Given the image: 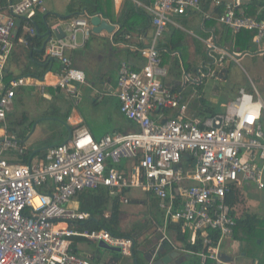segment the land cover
I'll list each match as a JSON object with an SVG mask.
<instances>
[{
  "label": "built area",
  "instance_id": "1",
  "mask_svg": "<svg viewBox=\"0 0 264 264\" xmlns=\"http://www.w3.org/2000/svg\"><path fill=\"white\" fill-rule=\"evenodd\" d=\"M47 1L19 0L0 11V264H91L75 253V238L103 242L119 248L122 256H131L135 247L131 239L113 237L105 230L71 229L88 215L67 205L77 192L100 187L108 188L111 196L121 195L125 188L151 194L163 212L162 231L169 224H180L182 231H190L192 244L200 233L203 251L196 254L199 261L224 264L221 248L236 225L226 194L232 186L243 183L264 190L263 106L242 94L227 107L225 115L189 119L185 115L188 102L163 87L166 71L157 41L173 16L202 12L200 0H155L150 9L154 27L150 45L141 46L140 37V47H134L144 60L143 66L132 71L125 62L119 64L120 112L137 126L136 133L106 135L93 141L85 128H79L69 142L50 149L41 161H12L23 157L25 149L15 136L5 133L6 118L16 92L30 81L27 77L6 80L8 60L16 44L27 46L24 38L13 36L15 21L31 16ZM215 5L220 6V2ZM239 5L240 1L234 0L223 6L215 20L233 35L243 30L254 32L253 41L264 45V22L238 11ZM26 32L34 34L33 29ZM78 33L87 40V21L73 20L64 39L49 40L44 48L46 64L50 60L60 63L55 86L69 98H75L78 88L86 84L83 72L74 68L66 55L79 49ZM126 40L130 42L131 37ZM165 110L171 116L166 117ZM242 150L255 154L260 166L244 159ZM122 159L137 161L128 178H121L113 166ZM107 161L113 165L107 167Z\"/></svg>",
  "mask_w": 264,
  "mask_h": 264
},
{
  "label": "crops",
  "instance_id": "2",
  "mask_svg": "<svg viewBox=\"0 0 264 264\" xmlns=\"http://www.w3.org/2000/svg\"><path fill=\"white\" fill-rule=\"evenodd\" d=\"M18 1L19 0H8L7 8L10 5V2L17 3ZM216 1L217 0H212V6L209 11H204L201 7L202 12L191 13L186 16H173L171 18L172 23L167 26L162 38L159 39L156 44V48L161 57V66L166 71L163 85L172 92L182 94L185 101L188 102L186 112L187 118H200L197 115L198 110L192 106L193 103H197L199 108L198 101L192 99L194 96L198 97L199 100L203 97L213 111L212 114L220 116L226 112V106L234 101L239 96L240 92L252 94L249 91L247 92L244 87L239 86L241 81H238V68H236L239 66L240 62H243L248 58L252 60L254 58L259 59V63L254 66L258 90L254 86L253 88L256 96L260 99L264 107V102L261 98V95H264V54L256 56L245 55L239 60L228 59L226 61L229 66H225L226 61H223L220 66H212L215 64L213 63L215 55H219L224 49H228L237 55L246 52H240L239 49L234 48V41L237 36L235 37L232 32L230 34L229 30L215 20L216 15L223 9V7L216 8ZM249 1L244 4L240 0L241 7L239 10L242 12L243 10L245 11L248 7L247 4ZM153 2L154 0H49L45 2L42 7L34 10L31 16L26 14L22 17L23 21L17 36L19 35V32L20 35L18 37L16 36L15 39H25L26 37H34L35 35H38L36 34V29L34 27V24L37 23L34 20H32L33 26L26 23L33 19L34 15L44 16L41 19V31H39V26L37 24L40 34L38 36L41 37L44 35L47 32V28L55 29L57 26H62L66 36V29L74 20L72 16L80 13L78 18L86 19L89 22L90 16L87 17V8L92 7L97 3L99 11L95 14H102L103 17L114 26V31L110 34L104 31L99 34H94L91 25H89L90 34L87 40L83 41L82 33H78L77 41L80 44L79 49L66 52V55L71 59L74 68L81 70L84 73L86 80V84L78 88L77 96L75 98H69L62 92H57L58 88L55 85L57 77L61 72V65L58 61L52 60V64L49 61V68L41 79L27 77L30 79L29 84L20 88L23 90L16 95L17 98L15 97L14 104L16 103L17 105V101L23 100V97L32 98L33 95L35 97L39 95L41 101L44 100L46 105L42 110L39 109V114L34 118L38 122L42 121V123L54 122L58 127H54V130L50 131H47L46 127L45 132L36 135L35 144H37V147L31 152L30 149H27L25 141L32 138L35 134V130L32 132L35 119L28 120L25 113L21 114V117L23 114L25 116L23 126L25 134L23 138L18 137V132L21 128L12 125L10 126L8 121H6L5 133L8 136H15L19 140L21 146L25 148L23 157L12 158V161L26 163H31V161L35 160L41 161L44 159L45 154H47L50 148L67 141L69 135L68 128L72 132V135L76 129L85 128L91 138L95 141H99L106 135L131 134L138 131V128L131 121L120 114V103L116 95V79L119 64L121 62H125L132 70H137L143 66L144 60L140 57L134 47H140V37L143 38V45L141 46H147L150 43L153 31L150 9L153 6ZM223 3L226 4V0H223ZM7 8L4 11H6ZM260 10L261 9L259 8V13L261 12ZM205 14H209L211 18H205ZM28 29H33L34 34H28L26 32ZM127 36L131 37L130 42L126 40ZM42 39L44 44L46 39ZM51 40H57V38L52 35ZM256 47L257 52H264V48L260 49L257 45ZM23 48H26V46L20 44H16L15 46L16 52H19L21 49L23 51ZM233 49H235V51H233ZM209 53L211 56H209ZM203 54L205 55V58L203 59L207 60L208 63L204 62L201 63V65L204 64L206 68L209 69V72L205 68L201 71L199 69L201 65L200 67L195 68V65L193 64L194 59L203 56ZM183 56L191 58V62L185 63ZM174 58L178 60V68L173 66ZM232 65H234V67ZM8 66L6 71L9 68L10 71L15 74L14 78H16L15 76L18 73L17 68L13 67L12 64L11 66ZM186 69L189 70V73L185 71ZM222 84H227L229 86L228 91H224ZM40 85L44 88L43 92H41ZM196 87H200V92L195 90ZM218 97H223L225 99L226 103H222L221 105V107H225L223 112L216 111L213 107V105L216 104V98ZM54 108L58 110L56 117H47L46 115L49 113V110ZM63 108L64 114L61 112ZM165 113L167 116L172 114L168 110H166ZM64 115H66L65 122L61 119ZM8 116L9 115H7V117ZM30 123L33 124L29 132L27 128ZM262 125L264 129L263 120ZM44 148L48 149L35 153L37 150ZM27 154H29V156ZM26 155L28 156L27 161H25L27 157ZM241 155L244 159L249 160L254 165L258 166L260 164L257 156L253 153L242 150ZM106 164L109 166L113 165L109 161H107ZM134 164L135 162L132 160L122 159L118 164L113 166L121 172L124 177L128 178ZM233 188L237 191L238 196L233 203L231 211L235 219H237V222L238 220H242L244 221V224L242 226H237L241 228L236 227L234 236L224 242L221 248V256L224 260L223 263L264 264V233H262L264 232V190H259L252 183H243L240 186H234ZM124 190L120 195V199L113 205V209L118 207L116 215L117 226L122 228L120 224H122V216L125 215L123 212L128 211L126 209L130 207L129 205H125L126 203L123 205L121 199L125 198L128 200L127 198L131 199L134 197V200L131 201V203H136V200L138 199L141 205L146 206V208L148 207L149 213L141 220V222L139 221L133 224L141 226L142 223L146 221L149 226L147 229H141L142 237L139 239L138 247H136L137 249L134 248L136 251L133 249L134 256L125 257L121 254L110 252L104 255V252L97 248V243L87 242L76 238L73 239L75 253L79 256L88 258L91 264H135L134 260H137V262L141 260L143 264H147L141 249L152 244V241H157V235L160 233L167 238L169 243L177 251L181 252V246L173 238V231L166 232L167 228L165 231H162L163 223L161 224V227H159L162 222L161 214L160 217L151 215L154 210L149 206V202L151 198L155 197L142 190L145 193L143 195L138 192L137 188H129L126 193H124ZM76 197L77 195L71 200L67 207L73 211L81 212ZM131 206L132 208L134 207L133 205ZM111 208L112 207L109 208L110 210L106 214L108 217H110L113 212ZM161 213L163 216L162 210ZM87 215V219H89V214ZM132 218H135V216L133 217L132 215ZM254 218H257L258 222L255 221ZM76 225L77 224H73L71 229L81 232L77 229ZM250 227H252L251 230L247 229ZM246 229L248 230L249 238L258 236L256 234L257 232H260V238L246 241L241 233V231L247 232ZM158 243L161 242L158 241ZM84 244L96 246L97 251L95 253H89L87 249H84ZM185 254V251L183 253L181 252L182 258H185L182 264L187 261ZM116 256H118L117 261H115ZM200 264L202 263L200 262ZM204 264L216 263L207 261Z\"/></svg>",
  "mask_w": 264,
  "mask_h": 264
},
{
  "label": "trees",
  "instance_id": "3",
  "mask_svg": "<svg viewBox=\"0 0 264 264\" xmlns=\"http://www.w3.org/2000/svg\"><path fill=\"white\" fill-rule=\"evenodd\" d=\"M7 4H8V0H0V11H4L7 8ZM247 5H248V7L245 11L243 9H241V10H243V13L246 14L250 18L264 22V0H250ZM201 6H202V9L204 11H206V10L209 11L211 9V6H212V0H201ZM259 8L261 9L260 13L258 12ZM222 10H220V11H222ZM98 11H99V8L97 7V3H95L92 7L87 8V14H88L87 17L94 15ZM79 15H80V13L75 14L72 17L78 18ZM42 17H44V16L43 15H34V18L29 20V22H26V23L30 26H33L32 20H34L39 26V31H41L40 26L42 24V20H41ZM223 27H225V26H223ZM225 28L227 30H229L227 27H225ZM229 32L231 34L230 30H229ZM19 35H20V32H19ZM253 35H254L253 32H249L246 30H243V31L239 32L238 34H235L234 36L235 37L237 36V37L235 38V41H234L235 42L234 48L239 49L240 52L246 51V52H250V53H256L257 47L252 42ZM25 40L27 42L26 48H23V51L21 49L19 52H16V49H14L13 52L11 53L9 60H8L7 66L8 65L11 66V64H12L13 67L17 68L18 73L15 76L16 78L32 77L35 79H41L42 76L44 75V73L48 70L49 65H50V63L46 64V62L43 61L44 52L41 51L42 45H43V39L40 36L35 35L34 37H26ZM235 49H233V51H235ZM200 53H203V52H200ZM160 59H161V57H160ZM173 66L177 67V68L179 67V63H178V60L176 58L173 59ZM185 71H187V73H189L188 69H186ZM14 75L15 74L12 73V71H10V69L8 68V70L5 73L6 80L9 78H12V77L14 78ZM22 90L23 89L18 90L16 95H18L19 92ZM195 90L197 92H200V87H196ZM57 92L61 93V91L59 89H57ZM196 101H198L199 108H198L197 103H193L192 106L198 110L197 115L202 120L207 119V118H211L213 116H217V115L212 114L213 111L210 109L209 104L205 102L203 97L201 98V100H199L197 97ZM57 114H58V110L56 108H54L52 110H49V113H47L46 116L47 117H56ZM201 115H203V116H201ZM61 119H62V121L65 122L66 121V115L61 117ZM7 120H8V123L10 126L12 125L14 127H20L22 129V130L19 129L18 137L23 138V136L25 134L24 129H23L24 120H25L24 114L18 120H14V119L12 120V119H10V116L7 117ZM32 124L33 123H30L28 128L26 127L29 132L31 130ZM14 127H11V128H14ZM13 130H15V129H13ZM27 155L29 156V154H27ZM28 156L26 157L25 161H27ZM123 177L124 176H121V178H123ZM233 187L234 186H232L229 189L228 193L225 196V202L228 205V207L230 208V215L233 217L235 224H236L235 227L233 228V235L232 236H234V233L236 231V227L242 226L244 224V221H242V220H238V222H237V219H235V217L233 216L232 211H231L233 203H234V201H236V198L238 196L237 191ZM128 190H129V188L125 189L124 193H126V191H128ZM76 195H77V197H76L77 201L79 203V210L81 212H85V213L89 214V219H86L83 222H80L76 225L78 230H80V231L105 230L108 233H110V235H112L113 237H119V238H124V239H133L135 242L134 248L137 249L136 247H138L137 245H138L139 239H141V237H142L141 236L142 235L141 229H144V228L147 229L149 227L148 223L146 221H144L141 226L135 224V225H132L128 229H123V228L117 226L116 215H117L118 207H115L113 209V205L116 204L115 200L118 201V199L112 198L110 195V191L105 187L98 188L97 190L80 191V192H77ZM149 204H150L149 206L152 207L154 210L153 213L151 214L152 216L156 215L157 217H160V214H161V221L162 222L159 225V227H161V224L163 223V216H162V213L160 210L159 201L155 198H151ZM110 207H112L111 210H113V212H112L111 216L108 217L106 214L110 210L109 209ZM254 220L258 222L257 218H254ZM237 228H241V227H237ZM247 229L251 230L252 227L247 228ZM169 231H173L174 240L177 243H179V245L181 246V249L186 252L185 257L187 258V261L184 264H200L199 258L196 255V254L203 251V244H202V238L200 236V233L197 234L195 242H194V244H192L190 241V231L189 230L182 231L180 224H174V223L169 224L167 229H166V232H169ZM117 259H118V256L115 257V261H117ZM137 264H143V263L141 260H139V262H137Z\"/></svg>",
  "mask_w": 264,
  "mask_h": 264
},
{
  "label": "rangeland",
  "instance_id": "4",
  "mask_svg": "<svg viewBox=\"0 0 264 264\" xmlns=\"http://www.w3.org/2000/svg\"><path fill=\"white\" fill-rule=\"evenodd\" d=\"M248 1L249 0H241V2H243L244 4H246ZM221 2H223V0H221ZM231 2H232V0H226V4H230ZM220 56H221V53L219 55H215L216 61L214 62L215 64H213L212 66H214V65L220 66L221 65V63L219 62ZM203 58H205L204 54H203V56L194 59L193 64L195 65V68L200 67L201 63H204V62L208 63V61L203 59ZM229 58L230 57H228V56L225 57L224 61L228 60ZM184 61H185V63H189V62H191V58L185 56ZM225 63H226L225 66H229L227 61ZM258 63H259L258 58H254L253 60L248 58L245 61L240 62L239 66L236 67V68H238V70H237L238 81H241L239 86L244 87L247 92L249 91L253 95H255V90H254L253 86L258 90V84L256 83V78H255V73H254L255 72L254 66L257 65ZM232 66L234 67V65H232ZM194 75H195V73H194ZM216 84H218V83H216ZM222 86H223L224 91L225 90L228 91L229 86L227 84H222ZM196 98H197L196 96L192 97L193 100H195ZM261 98L264 102V95H261ZM216 99H217L216 104L213 105V107L216 109V111L223 112L225 110V107L223 108V107H221V105H222V103H226L225 99L223 97L222 98L218 97ZM45 105H46V102H44V100L41 101V97L39 95H37L36 97L33 95L32 98H24L23 97V100L17 101V105H16V103L13 105V108H12L11 112L9 113L10 119L18 120L21 117L22 113H25L28 120L35 119L34 117H36L40 112L39 109L42 110V108L45 107ZM61 112L64 114V108L62 109ZM263 112H264V110H263ZM262 120H263V124H264V115H263ZM6 121H8V120L6 119ZM46 127H47V131H50V130H54V127L57 128L58 125L55 124L54 122H43V123H42V121L38 122L35 119V123L33 124V127H32V129L34 128L32 130V132H34V130H35V134L33 135L32 138L25 141V145H26L27 149H30L31 152L34 151L37 147V144H35L36 135L41 134V132H45ZM140 190L141 189H138V192H140L141 194L144 195L145 193L142 190L141 191ZM111 197L117 198L118 200L120 199V195H118V194H114ZM127 199H128V203H126L125 205H129L130 207H128V209H126L128 211L123 212L125 215L122 216V218H121L122 224H120V225L122 226L123 229H128L134 223L139 222V221L141 222V220L145 216H147V214H149L148 213V207L146 208V206L141 205V203L138 199L136 200V203H131V201L134 200V197L131 199L130 198H127ZM115 203H117L116 200H115ZM122 204L124 205V203H122ZM131 205H133L134 207L132 208ZM132 215H133V217L135 216V218H132ZM241 233H242L243 237H245L246 241H249V240L255 239V238H260L259 237L260 232L256 233L258 236L251 237V238H249L248 230H247V232L241 231ZM262 233H264V232H262ZM84 249H87V251L89 253H95L97 251L96 246H94V245L84 244ZM103 252H104V255L108 254V252H105V251H103Z\"/></svg>",
  "mask_w": 264,
  "mask_h": 264
},
{
  "label": "water",
  "instance_id": "5",
  "mask_svg": "<svg viewBox=\"0 0 264 264\" xmlns=\"http://www.w3.org/2000/svg\"><path fill=\"white\" fill-rule=\"evenodd\" d=\"M11 4V2H10ZM23 19H16L15 21V30L13 32V36L16 38L18 31L21 27ZM90 25L92 27V32L94 34H99L100 32L104 31L106 33H112L114 31V26L111 25L104 17L102 14H95L91 16L90 18ZM34 27L36 29V34H39L37 24H34ZM52 35L55 36L58 40L63 39L65 34L62 29V26H57L55 29H50L47 28V32L42 35V38H45V42L42 46V50L44 49L46 43L51 39ZM231 57H233L235 60L241 59L245 55H261L264 54V52H257V53H249V52H244L240 55H237L233 53L232 51L228 49H224ZM51 64L53 61H50ZM204 64L201 65L199 68L201 71H203ZM68 138L67 142L71 139L72 137V132L68 128ZM48 148L40 149L37 150L35 153H38L39 151L46 150ZM132 244L134 245V240L131 239ZM160 241L161 243H158ZM152 244L148 245L147 247H144L141 249L142 253L144 254V259L147 262V264H182L184 262L185 258H182L181 252L177 251L165 238V236L160 233L157 235V241H152ZM97 248L100 249L101 251L105 252H110V253H116V254H121V250L117 247H111L108 246L107 244L103 242H99L97 244ZM134 246L132 248L131 256H134L133 252ZM134 263L137 264V260H134Z\"/></svg>",
  "mask_w": 264,
  "mask_h": 264
},
{
  "label": "bare ground",
  "instance_id": "6",
  "mask_svg": "<svg viewBox=\"0 0 264 264\" xmlns=\"http://www.w3.org/2000/svg\"><path fill=\"white\" fill-rule=\"evenodd\" d=\"M155 1V0H154ZM240 1V0H239ZM200 2H201V0H200ZM216 2H220V6H217L216 8H218V7H223V6H227V5H230V4H232L233 2H234V0L232 1V3H230V4H224L223 2H221V1H219V0H217ZM154 3V2H153ZM216 6V5H215ZM202 7V6H201ZM241 7V2H240V5H239V7L237 8V10L238 11H240L239 10V8ZM201 11H202V9H201ZM241 12V11H240ZM243 13V12H242ZM186 15H188V14H186ZM186 15H180V16H186ZM207 15H209V14H207ZM246 15V14H245ZM151 16V15H150ZM217 16H218V14H217ZM247 16V15H246ZM90 18H91V16H90ZM207 19H209V18H207ZM74 20H79V18L77 19V18H74ZM81 20H85V21H87V23H88V25H90L89 24V22H88V20H86V19H81ZM151 24H152V20H151ZM220 24V23H219ZM152 27H153V25H152ZM167 28V27H166ZM153 31H154V27H153ZM153 31H152V35H153ZM249 32H252V31H249ZM254 33V32H253ZM89 34H90V26H89ZM164 34V33H163ZM163 36V35H162ZM64 38H65V36H64ZM63 38V39H64ZM152 38V37H151ZM162 38V37H161ZM160 38V39H161ZM253 38H254V35H253ZM253 38H252V42H253V44H255V45H257L260 49H262L263 47H264V45L263 44H258V43H255L254 41H253ZM51 40V39H50ZM58 40V39H57ZM60 40H62V39H60ZM151 42V41H150ZM47 44V43H46ZM149 45H150V43H149ZM149 45H147V46H149ZM46 46V45H45ZM147 46H143V47H147ZM45 48V47H44ZM157 49V48H156ZM44 50V49H43ZM42 50V51H43ZM264 50V49H263ZM234 53V52H233ZM250 53V52H249ZM236 54V53H235ZM240 54H242V53H240ZM239 54V55H240ZM252 54H254V53H252ZM230 57L229 59H234L233 57H231L225 50L224 51H222V53H221V56H220V58L222 57V59H219V60H221V61H219L221 64H222V62L225 60V57ZM51 61V60H50ZM214 61L215 60H213V63H214ZM212 63V62H211ZM144 64V63H143ZM203 68H205L208 72H209V69H207L206 68V66L204 65V67ZM131 69V68H130ZM132 70V69H131ZM140 70V68L139 69H137V70H132V71H139ZM81 71V70H80ZM84 74V73H83ZM117 77H118V72H117ZM166 77V76H165ZM164 77V78H165ZM163 78V79H164ZM163 79H162V85H163ZM116 86H117V79H116ZM163 87H164V85H163ZM165 88H167V87H165ZM168 89V88H167ZM170 90V89H169ZM171 91V90H170ZM117 92H118V87H117ZM172 92V91H171ZM172 93H177V92H172ZM180 94V93H179ZM242 94H244V95H247V96H252L253 97V100L254 101H259L260 103H261V101H260V99L256 96V94L255 95H253V94H248V93H245V92H240L239 93V96L234 100V101H232L231 103H234L237 99H240L241 98V95ZM116 95H117V93H116ZM181 96H182V94H181ZM183 97V96H182ZM117 98H118V96H117ZM183 100L185 101V99L183 98ZM118 101H119V98H118ZM186 102V101H185ZM119 103H120V101H119ZM231 103H229L227 106H226V112H227V107L231 104ZM261 105H262V103H261ZM263 106V105H262ZM188 108V107H187ZM119 109H120V106H119ZM263 110H264V107H263ZM263 110H262V117H261V120H260V123H261V125H262V118H263V114H264V112H263ZM165 112H166V110H165ZM164 112V114H165V116L166 117H169V116H167V114ZM170 112V111H169ZM226 112L223 114V115H225L226 114ZM120 114H121V112H120ZM186 115V114H185ZM171 116V115H170ZM221 116V115H220ZM189 119H191V118H189ZM201 119V118H200ZM130 121V120H129ZM132 122V121H131ZM133 123V122H132ZM134 124V123H133ZM135 125V124H134ZM136 126V125H135ZM137 127V126H136ZM262 127H263V125H262ZM264 130V129H263ZM90 136V135H89ZM90 138H91V136H90ZM92 139V138H91ZM93 140V139H92ZM70 141V140H69ZM68 141V142H69ZM93 141H95V140H93ZM67 143V141L66 142H64L63 144H59V145H64V144H66ZM59 145H57V146H59ZM56 147V146H55ZM52 148H54V147H52ZM52 148H50V149H52ZM25 149V148H24ZM49 151V150H48ZM24 153H25V151H24ZM46 155V154H45ZM33 156V155H32ZM31 156V157H32ZM45 157V156H44ZM258 159V158H257ZM127 160V159H126ZM259 160V159H258ZM132 161H134L135 162V164H134V166H136V164H137V161L136 160H132ZM31 162H33V161H31ZM259 163H260V161H259ZM107 165V164H106ZM257 166V165H256ZM258 166H260V164L258 165ZM107 167H110L109 165H107ZM117 170V169H116ZM118 171V170H117ZM119 172V171H118ZM120 173V175L121 176H124L121 172H119ZM132 179H133V176H132ZM101 188V187H100ZM106 188V187H105ZM108 189V188H107ZM125 189H127V188H125ZM138 189V188H137ZM109 190V189H108ZM123 200H126L125 198L124 199H121V201H123ZM127 202H128V200H126ZM81 222H83V221H81ZM80 223V222H79ZM78 224V223H77Z\"/></svg>",
  "mask_w": 264,
  "mask_h": 264
}]
</instances>
